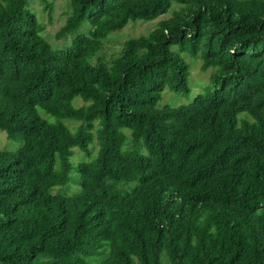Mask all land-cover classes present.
<instances>
[{
    "label": "trees",
    "instance_id": "obj_1",
    "mask_svg": "<svg viewBox=\"0 0 264 264\" xmlns=\"http://www.w3.org/2000/svg\"><path fill=\"white\" fill-rule=\"evenodd\" d=\"M28 6L0 0V264H264V0H71L57 50ZM183 53L216 71L159 109Z\"/></svg>",
    "mask_w": 264,
    "mask_h": 264
},
{
    "label": "rangeland",
    "instance_id": "obj_2",
    "mask_svg": "<svg viewBox=\"0 0 264 264\" xmlns=\"http://www.w3.org/2000/svg\"><path fill=\"white\" fill-rule=\"evenodd\" d=\"M46 1L51 6L50 13L49 11L44 9V5L41 3L40 0H28V5H29L28 7L32 13H35L38 19V22L41 25H43L44 31L42 33V36L50 44L52 49L57 50L60 48L61 49L65 48L70 44L71 37L58 41L55 38V35L66 21L67 15L70 10L71 0H46ZM169 17L170 15L167 14L153 21H148V22L137 21V22L128 23L127 26L123 28L122 30L112 33L109 39H107L104 42V47L98 57L105 59V61H109L110 59L117 56L118 52L120 51L122 47L123 42H125L129 38H135V37L149 34V32L154 30L162 20H166ZM87 29H88V25L84 24L82 28L80 29V31L82 33H85ZM181 57L189 66L188 86L190 88V94L188 96L179 95V94L169 91L168 89H165L162 93L161 100L157 104V108L159 109L164 108L166 106L176 107L179 105H185V104L192 103L199 94L204 92V89L209 84L212 74L216 71V69L214 68H210L205 72L201 71L202 59H201L200 54L197 58H191L188 54L183 53L181 54ZM74 105L75 107H81L83 106V103L81 99L76 98L74 100ZM38 113L42 118L46 119L47 121L54 122V118L50 116L49 114L45 113L44 111H42L41 109L38 110ZM63 123L72 132L76 131L80 124L74 120H68V119H65ZM20 146L21 144L7 139L6 133L4 131H0V151L14 152ZM73 150H74L75 155L72 158V163L75 167L78 163H80V161H89V159L85 158L84 155L80 153V151L77 148ZM96 151H97V148L94 147L92 149L91 157L95 156ZM70 175L72 178H77L78 174H77L76 168H74L71 171ZM74 187L78 188L77 190L78 192L79 191L78 184L77 186H74ZM64 189L65 187H57L55 191L60 190L61 192H63ZM74 192L75 191L72 190L70 191L69 194L72 195V193Z\"/></svg>",
    "mask_w": 264,
    "mask_h": 264
}]
</instances>
